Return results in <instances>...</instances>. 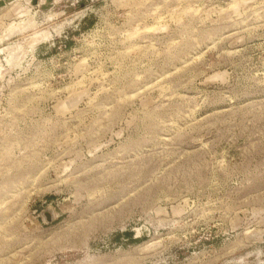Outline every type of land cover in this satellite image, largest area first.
Instances as JSON below:
<instances>
[{"label": "rangeland", "instance_id": "374dc122", "mask_svg": "<svg viewBox=\"0 0 264 264\" xmlns=\"http://www.w3.org/2000/svg\"><path fill=\"white\" fill-rule=\"evenodd\" d=\"M0 264H264V0H0Z\"/></svg>", "mask_w": 264, "mask_h": 264}]
</instances>
